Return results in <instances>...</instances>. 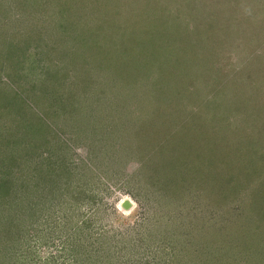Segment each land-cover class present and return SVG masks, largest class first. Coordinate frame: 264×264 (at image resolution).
I'll use <instances>...</instances> for the list:
<instances>
[{
  "label": "rangeland",
  "instance_id": "374dc122",
  "mask_svg": "<svg viewBox=\"0 0 264 264\" xmlns=\"http://www.w3.org/2000/svg\"><path fill=\"white\" fill-rule=\"evenodd\" d=\"M175 1L161 0L168 2L171 11L178 6L180 24L189 21L194 26L188 5L201 6L202 2H207L208 17L223 13L225 20L228 13L225 22L233 18L229 27L222 23L225 38L218 41V49L223 52L217 71H242L238 80L241 89H247L244 83L250 74L256 78L255 74L259 76L258 71L264 69V13L254 9L255 5L264 8V0H254L248 7L247 1L181 0L182 6L187 5L186 10ZM103 2L0 0V53L6 40L17 49L10 56L14 62L2 60L1 85L9 88L8 92L29 93L33 88L44 93L40 106L55 129L43 136L47 138L39 148L31 145V153L16 154L11 167L0 165V181L6 178L4 171L9 168V180L23 186L21 191L28 195L27 204L40 214L51 215L48 220L36 221L28 239H13L1 245V263L74 264L78 260V264H264V170L256 171L262 164L257 159L264 156V137L256 135L254 127L243 120L245 112L228 113L230 107L235 109L233 101L229 108L212 106L215 101L211 100V83L196 84L201 94L198 101L171 97L170 108L165 109V104L160 105L157 100L161 86L145 75V69L132 76L122 73V67L116 69L117 59L109 52L111 45L121 38L117 45L122 42L131 49L132 41L140 33H133L130 26L136 25V21L143 24L150 15L144 19L147 11L140 14L139 6L133 8L129 0H108L111 7ZM164 5L156 8V15L164 11ZM121 7L128 18L116 11ZM110 8L113 13L109 16L114 22L103 24L108 15L104 12ZM247 9L252 13H246ZM185 12L187 18L183 17ZM108 24L119 27L112 32ZM184 35L188 36L187 29ZM100 57L114 63L103 68ZM6 68L9 70L4 72ZM7 74L13 78H6ZM215 74L218 77L219 73ZM258 94L264 102V92ZM203 106L205 109H200ZM217 109L223 116L215 121L213 111ZM203 111L209 118L203 119L205 123L196 116L192 118ZM258 112L253 113V118ZM260 113L264 115V109ZM81 115L85 121H80ZM63 116H70L71 121L64 122ZM243 122L248 124L245 131H253L250 135L244 134L242 140L235 142L222 140L226 138L227 126L241 128ZM262 123L254 121L257 126ZM146 134L151 136L149 140L140 138ZM210 135L219 142L214 143L215 148L209 141ZM32 140L25 137L19 143L24 146V142L29 144ZM158 143L169 151L160 152ZM236 146L242 148L239 154L246 153L243 159L231 150ZM17 148L8 146L6 150L16 153ZM220 155L226 162L213 164L214 157ZM49 156H53L50 161ZM56 158L67 171H59L52 182L47 169L53 168ZM88 161L97 165L93 170L99 179L92 178L85 168L83 163ZM155 161L159 165L154 168L164 171L176 183L169 193L170 202L163 196L165 187L161 190L157 186L158 174L153 178V173L146 170ZM69 182L71 188L83 184L88 196L95 200H84L87 196L75 188L67 195ZM55 187L64 194L54 193ZM125 198L132 200L129 210L121 206ZM57 203L61 208H57ZM62 214L73 215V223L80 221L81 228L69 222L67 227Z\"/></svg>",
  "mask_w": 264,
  "mask_h": 264
},
{
  "label": "trees",
  "instance_id": "16d2710c",
  "mask_svg": "<svg viewBox=\"0 0 264 264\" xmlns=\"http://www.w3.org/2000/svg\"><path fill=\"white\" fill-rule=\"evenodd\" d=\"M66 1L70 3L71 1H76V0H66ZM165 1H171V0H165ZM233 1H237V3L239 1L241 3L243 1H247L248 4L245 7H248L251 3L254 2V0H233ZM129 2H131L132 7L134 5L133 8L139 6L138 11L140 14H144V12L146 11L148 12V13L146 12L147 14L146 13L144 14L143 16L144 19L147 15H150V17H147L148 19L146 20V22L144 21L143 24L139 21H136L135 22L136 25L130 26V28L133 29V33H137V34L140 33V36L138 38H134L135 42L132 41L131 44L133 46L131 47V49L125 43L124 45H122L123 44L122 42H120L117 45V42L119 39L118 40L115 39L116 43L112 44V45H115V47L113 48L111 45V49H109V52L113 53L117 59L116 60L117 64H115V68L118 69L122 67L123 69L122 73H127L128 76L137 74L138 72H140L141 68L145 69L144 71L145 75L150 80L153 78L154 82H157L158 85L161 86L159 90L161 93V96H158L157 100H159L160 105L165 104V107H164L165 109H167V107L170 108L169 104L172 103V101L170 102L171 97H173L174 100H180V98L182 99L187 98L188 100H190V102L198 101V99L201 97V94L199 93L196 84L199 81L206 82L207 84L211 83V86H210L212 90L211 97L213 98L211 100L215 101L212 104V106L225 105V107H228V108L231 105L233 108L235 106V109H231V107L229 109L227 108L229 111L228 113L232 115L233 112L236 113L237 111L238 112L241 111V113L245 112L244 113L245 115L243 117H246V119H243V120L246 123H248L250 126L254 127V132L255 133L257 132L256 135H260L264 137V115L260 113V110L263 111L264 109V102L261 103V100L259 97L260 95L258 94V91L260 93L264 92V90H262V86L264 85V79H262L260 76V75L264 76V69H261L263 70L261 71V73L260 71H258L259 76H257L255 72H251L255 74L256 78H254L252 74H250L249 80L244 83L246 84L244 86H247V89L246 88L241 89L240 81L238 80L239 75L243 73L242 71H237L236 69L230 72H225V71L223 72L222 69L219 72L217 71V64L219 61V56L223 52V51H220V49H218L219 47L218 41L223 40L224 35L223 33H221V28H223L222 23H224L225 20H227L228 13H226L225 20L223 18V13L222 14L218 13L217 15L213 17L212 16L213 12H212V15H211L212 17H208L209 8L207 6V2L206 3L202 2L201 6L188 5L189 7L188 9L190 11L189 15L191 16V17L189 16L190 21L191 20L195 21V24L193 22L194 24L193 26L191 25V22L189 21H188L189 23L186 21V23H183V24L182 23L180 24L177 22L178 19L180 18V16L176 13L178 12L177 5L175 6L174 11H171L168 5V2L162 3L161 0H129ZM174 3H177L182 6L181 0H176ZM91 4H92V0H91ZM103 4L105 6L107 4L109 7L112 6L108 2V0H104ZM160 4L161 5L165 4L164 7H162L164 11H162L163 13L161 12L162 14L158 11L159 15H156L155 10L157 7H161L159 6ZM181 6H180V9L182 10L187 9V5H183L182 7ZM255 6L256 7L254 9H258L260 11L259 12L260 14L262 12L264 13V8L260 9L261 7L260 5L258 6L255 5ZM140 7H142V10H140ZM205 8L208 11H205ZM116 11L118 12L121 11L120 13H122L124 17L128 18V15L127 13L124 12L125 10L123 9V7L116 8ZM169 12H172L173 15H170ZM104 13L105 14L108 13V15L105 17L106 20L104 21L105 23L103 24L114 22L109 16V14L113 13L112 8H110L109 10H106ZM198 13L202 15L199 16ZM246 13L248 14L252 13V10L250 9L248 11L247 9ZM186 15L187 14L185 12V15L184 16L181 15V16L187 18L188 15L187 16ZM195 16H197V18ZM206 17L208 18L206 19ZM232 21H233V18L230 22ZM228 22H225L224 24L226 27L230 26V22L229 23ZM114 24H108L111 27L110 31L112 32H115L114 28L119 27V26H114ZM185 24L187 25L185 26ZM186 29L188 32V36L184 35V32L186 31ZM119 32L120 31L118 29L117 35L119 34ZM226 33L227 32H225V36L227 35ZM194 36L197 37L195 40H194ZM119 41H121V38ZM125 45H127L129 49L128 47L125 48L126 47ZM135 45H138V47H136V49L134 50L133 47ZM22 47L24 48L25 46H22ZM2 48L3 49L1 50V53H0V57H1L0 69L4 67L2 60L4 59L7 62L13 61V59L10 56L14 55V52L17 50L16 48H14V45H12V43H9V40H6V43L4 46H2ZM23 48H21L22 51H23ZM102 50H103L102 53H105L106 48H103ZM217 51H219V54ZM25 53L26 52H24V54ZM163 54H166V55H163ZM260 54H263V53L261 52ZM99 61L103 68H105L104 65H106V67L109 68L110 66L108 65H111L114 63V62L110 63V58L108 60V59H104L100 57ZM246 67L248 68V66ZM8 70L9 69L6 68L5 71L4 70L2 71L7 72ZM215 73H219L218 77H216ZM6 78L10 79L13 77L7 74ZM1 81L2 79L0 78V85H1ZM250 83L253 85H256L258 89L256 90L255 87L252 88L253 85H250ZM4 87L5 86L3 85L0 86V142H1L0 148H2V152L0 153V162H1L0 165L5 166L4 164L6 165L8 164V167H11V163L15 162L14 156L16 154L31 153V150H32L31 145L33 147L38 146L39 148L40 146H42V144L45 143L44 139L47 138V137L43 138V136L48 135V131L54 132L53 130L55 129L46 120V116H45L46 114L43 112L40 106V103L42 102L41 99L43 100L45 98L44 93H38L36 89H33V88L29 89V93L25 91H22L20 93L16 91L8 92L7 89L9 88H4ZM241 94L243 95L241 96ZM244 95H247V97L246 98L243 97ZM231 101L233 102L231 103ZM205 107L206 106H203V108H200V109H205ZM250 110H252L253 113L255 111H259V112L256 113L255 117L253 118V113L250 112ZM174 111L175 113H177L176 108ZM54 114H56V112ZM197 115H199L200 117H198ZM206 115L207 114L205 113V111H203V112H200V114L196 113L194 116H192V118L196 116L198 120L203 122V119L204 120L209 119L208 117H206ZM189 116H190V113H188V117ZM222 116L223 114L219 115L218 109L215 112L213 111V120L217 121L219 119L218 117H222ZM59 117H60V113H59ZM69 117L67 116L64 119V116H63L62 119L64 122L65 121L70 122L71 120H69ZM253 120L258 121V122L263 121V123L262 125L257 126V124H254ZM80 121H85L82 115H81ZM203 123H205V121ZM246 123L243 122L241 128L240 126H238L236 129H233L231 125L227 126V128L230 130L228 129L226 130V135H225L226 138L225 139L222 138V140L226 142L227 139H233L235 142V140L238 141L239 139H241L244 134H245L244 135L245 137L250 135L253 131L250 130L251 132H248L244 130V127L248 125ZM72 124L76 125V123H73V122ZM177 126H178V123H177ZM142 131H144V129ZM168 131L170 132L172 130L169 129ZM221 131L223 132L224 130H221ZM169 132L165 133L164 135L169 134ZM241 132H243V134L238 135V133H241ZM25 137H31L33 140L29 144H26L24 142L23 143L24 146H23L22 144H20L22 142L19 143V139L25 140ZM150 137H151L150 135L146 134L145 136L143 135L140 138L149 140ZM216 137L218 138L220 137V135L216 134ZM211 138L212 137L210 135L209 141H212V144L215 148L214 143H219V142L214 141V139H211ZM258 139L260 140V138ZM261 143L264 144L262 140H261ZM172 144H176V142L174 141L173 143L172 141ZM8 146H12V148L18 147L19 149L17 148L18 151L16 153L9 152L6 150ZM157 146L160 147V152H163V150L166 152L169 151L168 149L166 150L165 146L161 143H158L156 147ZM141 147H145V146H143L142 144ZM219 148H218V151L220 150ZM237 149H238L237 146L234 148H231L232 151L234 150L235 154H239L242 148L238 150ZM198 154L199 152L197 153V155ZM200 155L203 156L204 158L208 157L203 154H200ZM17 156L18 155H16V158ZM220 156L221 157L219 156L214 157L213 164L224 163V161L226 162V160L222 157V155ZM239 156L240 158L243 159L246 156V153H241L239 154ZM248 156H249V159L251 160V163L253 164L254 160L252 161V153L250 151H248ZM47 158H49V161H50L51 159H53V156L51 157L49 156ZM261 158L263 160L260 158L257 159L262 163L261 167H258V169L256 170V171H259L260 173L264 170V156H262ZM163 159L164 158H161V160ZM171 161H174V159H172ZM59 162L60 161H58L57 158L55 160V163L49 162V163L55 164L53 168L47 169L48 173L53 178L51 180L52 182L55 180L54 176H57L59 171L62 173L67 171L66 167L63 166V162L62 163L60 162L61 164ZM154 163H157V162L156 161L152 162L151 163L152 166H146V170L153 173V178L155 175L158 174V177H157L158 181H156L157 186L161 190L162 188L164 189L165 187L166 193L163 196L165 199H167L168 202H170L172 199L169 193L171 192V190H173L176 187V183L173 181L172 177L168 178L165 175L164 171L155 169L154 167L158 166L159 164L155 165ZM83 164L85 168L87 167L86 169H88V171L92 174V178L95 177L96 180L99 179L97 174H95L93 170V167L94 169L95 167H97L95 163L90 164L88 161ZM43 167L44 166H41V168ZM4 173H5L6 178L0 181V224H1L0 246L9 244V241L13 239L14 241L22 239V238H26V237L28 239V237L33 234V228L35 227L36 221L40 220L41 218L48 220L49 217L51 216L50 215L48 217L47 214L45 213L40 214V212H38L37 209H34L33 206H30L29 202L27 204L28 195L21 191V190H24L23 186L11 183V181L9 180V168L6 167ZM187 186L189 185L187 184L186 187ZM71 187H72V182H69V184L66 187L67 195H70V193L73 192L75 188L78 191L83 192L85 196H87V198H85L84 200H87V201L95 200V197L88 196L87 189L83 186V184L77 183L73 186L74 188H71ZM187 189H189V187H187ZM52 191L59 195L64 194L61 188L60 190L57 191L55 187ZM19 196L21 198H19ZM56 206L57 208H61V205L59 203H57ZM54 210H56V208ZM53 214H55V212H53ZM62 215L64 217L65 214H62ZM63 217H59V219H64ZM65 217H66L65 224L67 227H70L69 225L70 223L71 226L76 225V228L77 227L81 228V226H79V223H78L80 221L76 220L75 224L73 223V215L69 217L65 215ZM54 220L55 222H58V220L56 219V214L54 215ZM86 226H89V222L86 223ZM24 230H26L25 234H24ZM11 237L13 238L10 239ZM87 239L91 242V244L93 243L91 241V236H88ZM78 262H79L78 260H75L74 264H78ZM0 264H5V263L4 262L1 263V260H0ZM83 264L85 263L83 262ZM88 264H91V263L89 262Z\"/></svg>",
  "mask_w": 264,
  "mask_h": 264
},
{
  "label": "water",
  "instance_id": "95a60500",
  "mask_svg": "<svg viewBox=\"0 0 264 264\" xmlns=\"http://www.w3.org/2000/svg\"><path fill=\"white\" fill-rule=\"evenodd\" d=\"M124 205L127 208H125ZM121 206L122 208L129 210L133 206L132 200L130 198H125L124 200H122Z\"/></svg>",
  "mask_w": 264,
  "mask_h": 264
},
{
  "label": "clouds",
  "instance_id": "9594fccd",
  "mask_svg": "<svg viewBox=\"0 0 264 264\" xmlns=\"http://www.w3.org/2000/svg\"><path fill=\"white\" fill-rule=\"evenodd\" d=\"M124 207H125V205H124ZM125 208H127V207H125Z\"/></svg>",
  "mask_w": 264,
  "mask_h": 264
}]
</instances>
